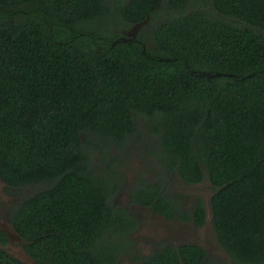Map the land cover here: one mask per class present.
<instances>
[{
	"label": "trees",
	"instance_id": "16d2710c",
	"mask_svg": "<svg viewBox=\"0 0 264 264\" xmlns=\"http://www.w3.org/2000/svg\"><path fill=\"white\" fill-rule=\"evenodd\" d=\"M149 134L170 172L211 183L231 264H264V0H0V179L36 190L11 221L39 264H115L132 220L110 151ZM144 186L137 201L174 217ZM181 213L206 223L202 199ZM207 261L183 245L141 264Z\"/></svg>",
	"mask_w": 264,
	"mask_h": 264
},
{
	"label": "rangeland",
	"instance_id": "374dc122",
	"mask_svg": "<svg viewBox=\"0 0 264 264\" xmlns=\"http://www.w3.org/2000/svg\"><path fill=\"white\" fill-rule=\"evenodd\" d=\"M112 1L114 3L116 1L127 3L129 0ZM133 30V26L124 27L122 32L131 35ZM142 30L143 28H139L137 34ZM144 31L148 33L150 30L144 28ZM147 45L151 47L152 44L149 41L147 42ZM140 124L142 130L145 128L147 129L146 123H143L142 121ZM143 138V142L134 138L122 150L113 149L110 151L112 157L118 156L119 158L117 165V170L119 171V174H117L119 177V190L117 189L118 192L115 199H118L119 204H122L123 206L126 203L130 205L131 202H129V200L131 199L130 193L132 191L130 187L136 185V182H143V184H163L166 185L170 194L179 195V198L183 202V208H186L185 211L189 214L190 210L188 209L193 207L194 201L202 198L205 202L207 211V225L202 229H197L189 224L178 222L168 224L161 219H158L157 222L152 219V212L147 213L145 210H136L137 212H141L144 217L141 219L142 226H140L137 233H134V236L128 238L129 242L131 241L134 243V246L131 243L129 248L131 249L133 246V249H136V251L149 252L160 247L161 243H171L169 241L170 239L172 240V243L177 242L176 244L193 242L207 251L208 261L205 264H217L219 262L231 264L229 256L221 250L217 243L212 224L213 213L211 199L214 192L211 183L206 180L196 186H187L183 183L177 173L175 175L173 174L174 172H170L157 156H155V138L150 136V134L148 140L145 136ZM99 164L102 163L99 162ZM35 192L36 190L32 188H24L21 190L7 189V191H3L6 197L11 199V202L8 205L11 204L12 209L17 208L26 198L32 196ZM118 241L120 242L121 240L118 239ZM10 249L13 250L10 251L15 257L23 261L27 260L19 245H15L14 248ZM125 253L126 252H123L119 256V262H117V264H134V261L131 260L132 256H128Z\"/></svg>",
	"mask_w": 264,
	"mask_h": 264
},
{
	"label": "flooded vegetation",
	"instance_id": "af4514ba",
	"mask_svg": "<svg viewBox=\"0 0 264 264\" xmlns=\"http://www.w3.org/2000/svg\"><path fill=\"white\" fill-rule=\"evenodd\" d=\"M173 174L176 175L175 172ZM181 180L183 181L182 178H181ZM183 183L186 184L187 186H196V185L201 184V183H199V184H195V185H190L184 181H183ZM135 184L136 185H133L130 187V189L132 190L130 193L131 199L129 200V202H131L130 205H128L126 203L123 206L122 204H119L118 199H115L119 189L111 197L112 203L115 204L119 209H122L127 214V216L130 218V220H132V229L127 230V234L124 233L121 236L115 237L113 240L114 243L120 244L122 247L120 249V252L118 253L119 255L115 261V264H117V262H119V256L123 252H126L125 254H127L128 256H132L131 260L134 261V264H141V263H144L146 261V259L152 257L155 253L159 252L161 249H163L166 246L180 247L183 245H197V244H194L193 242L176 244L177 242L172 243V240L170 239L169 241L171 243H166V242L161 243L160 247H157L155 250H152L149 252H146V251L141 252V251H136V249H133L134 243H132L131 241L129 242L128 238H130L131 236H134L133 235L134 233H137L140 226H142V220L141 219L144 217V216H142L141 212H137L136 210H145L147 213L152 212V214H153L152 219L156 220L157 222H158V219H161L165 223H168V224L173 223V222H178V223H182V224H189V225H191L197 229H202L205 225H207V222H206L203 227H198L194 223L193 219H191V218H189L188 220L181 219L180 218V216H182L181 212L182 211H184L186 213H188V212L185 211L186 208H183V204H182L183 202L179 198V195L170 194L166 188V185L153 184V185L157 186V190L155 189L153 192L157 193V196L159 197L158 200H160L161 202H163L165 200V201L170 203L172 208H175V214H174V217H172V218H169V217L157 212L155 210L156 207H154V205H145V204L138 202L137 198L135 196H138L141 190H145L144 189L145 186H144L143 182H139V183L136 182ZM147 185H149V184H147ZM7 189H13V188H9V186H7L0 179V249L6 251L12 257L16 258L17 260H19L20 262H22L24 264H31V263L32 264H39L37 262V260L26 251V244H28L29 242H27L25 239H23L21 237V235L16 231L14 225L12 224L11 214H12L13 210L16 208L12 209L11 204L8 205L11 202V199L7 198L6 195L3 193V191H5V190L7 191ZM200 199H202V198H200ZM197 200H199V199H197ZM197 200L194 201L193 207L188 209V210H190V214L188 213V215L191 217H192L193 209L196 205ZM3 202H5V203H3ZM206 221H207V219H206ZM118 239H120L121 241L119 242ZM131 243L133 246L130 249L129 246H131L130 245ZM15 245H19L23 254L27 258L26 261H23V260L15 257L13 255V253H11V251H13V250L10 248H14Z\"/></svg>",
	"mask_w": 264,
	"mask_h": 264
},
{
	"label": "water",
	"instance_id": "95a60500",
	"mask_svg": "<svg viewBox=\"0 0 264 264\" xmlns=\"http://www.w3.org/2000/svg\"><path fill=\"white\" fill-rule=\"evenodd\" d=\"M142 25H143V24H140L139 26L134 27V30H133L132 34H131V35L128 34V35H129V36H132V37H135L136 34H137L138 29H139ZM207 75H208V76H211L210 74H207ZM216 76H222V74H216V75H213V77H216ZM228 76H230V75H228Z\"/></svg>",
	"mask_w": 264,
	"mask_h": 264
}]
</instances>
